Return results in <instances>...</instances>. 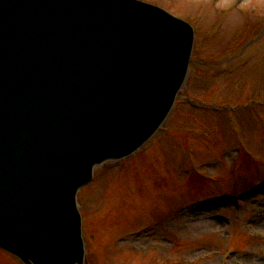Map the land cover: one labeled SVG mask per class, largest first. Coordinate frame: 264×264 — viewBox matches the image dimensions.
Here are the masks:
<instances>
[{"label": "water", "instance_id": "1", "mask_svg": "<svg viewBox=\"0 0 264 264\" xmlns=\"http://www.w3.org/2000/svg\"><path fill=\"white\" fill-rule=\"evenodd\" d=\"M193 41L187 22L139 0H0L1 248L84 264L78 189L161 125Z\"/></svg>", "mask_w": 264, "mask_h": 264}, {"label": "rangeland", "instance_id": "2", "mask_svg": "<svg viewBox=\"0 0 264 264\" xmlns=\"http://www.w3.org/2000/svg\"><path fill=\"white\" fill-rule=\"evenodd\" d=\"M144 1L194 27L190 69L156 134L80 189L86 264H264V0Z\"/></svg>", "mask_w": 264, "mask_h": 264}]
</instances>
